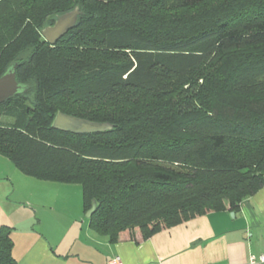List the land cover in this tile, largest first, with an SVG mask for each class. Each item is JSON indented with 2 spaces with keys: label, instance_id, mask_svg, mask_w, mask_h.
Returning a JSON list of instances; mask_svg holds the SVG:
<instances>
[{
  "label": "trees",
  "instance_id": "16d2710c",
  "mask_svg": "<svg viewBox=\"0 0 264 264\" xmlns=\"http://www.w3.org/2000/svg\"><path fill=\"white\" fill-rule=\"evenodd\" d=\"M15 65L27 90L0 104V155L80 185L112 244L238 213L264 186V0H0V78ZM59 113L113 129L61 132ZM0 264H17L8 226Z\"/></svg>",
  "mask_w": 264,
  "mask_h": 264
},
{
  "label": "crops",
  "instance_id": "0c3cea01",
  "mask_svg": "<svg viewBox=\"0 0 264 264\" xmlns=\"http://www.w3.org/2000/svg\"><path fill=\"white\" fill-rule=\"evenodd\" d=\"M79 186L26 176L0 155V229L12 228L17 264H246L264 255V186L238 213H208L116 244L90 228Z\"/></svg>",
  "mask_w": 264,
  "mask_h": 264
},
{
  "label": "water",
  "instance_id": "95a60500",
  "mask_svg": "<svg viewBox=\"0 0 264 264\" xmlns=\"http://www.w3.org/2000/svg\"><path fill=\"white\" fill-rule=\"evenodd\" d=\"M80 15L81 11L79 7H76L73 11L58 16L53 25L46 26L42 30L41 34L44 40L50 45H56L70 30L76 27ZM16 69L17 65L12 66L6 74L0 78V104L27 90V87L17 82ZM53 128L65 133L88 135L110 131L113 129V125L109 123L92 122L59 113L54 120ZM96 208L97 203L94 201L92 209L86 214L87 218L90 219L92 217ZM232 216H234V214Z\"/></svg>",
  "mask_w": 264,
  "mask_h": 264
},
{
  "label": "built area",
  "instance_id": "2783aa9c",
  "mask_svg": "<svg viewBox=\"0 0 264 264\" xmlns=\"http://www.w3.org/2000/svg\"><path fill=\"white\" fill-rule=\"evenodd\" d=\"M109 264H122V261L119 257L114 258L109 262ZM246 264H264V255L249 257V260Z\"/></svg>",
  "mask_w": 264,
  "mask_h": 264
},
{
  "label": "rangeland",
  "instance_id": "374dc122",
  "mask_svg": "<svg viewBox=\"0 0 264 264\" xmlns=\"http://www.w3.org/2000/svg\"><path fill=\"white\" fill-rule=\"evenodd\" d=\"M171 1H173V0H171ZM14 120L12 119V118H9V117H4L3 119H2V122H4V123H12ZM80 187V186H79ZM80 189H81V187H80ZM82 203V202H81ZM69 205H70V203H69Z\"/></svg>",
  "mask_w": 264,
  "mask_h": 264
}]
</instances>
